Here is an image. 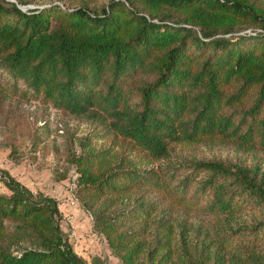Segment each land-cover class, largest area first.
<instances>
[{"label":"trees","instance_id":"16d2710c","mask_svg":"<svg viewBox=\"0 0 264 264\" xmlns=\"http://www.w3.org/2000/svg\"><path fill=\"white\" fill-rule=\"evenodd\" d=\"M66 1L0 0V101L93 123L73 184L117 264H264V171L153 166L203 140L264 155V0ZM0 179V264H105L74 250L57 200ZM168 206L212 221L178 229Z\"/></svg>","mask_w":264,"mask_h":264},{"label":"rangeland","instance_id":"374dc122","mask_svg":"<svg viewBox=\"0 0 264 264\" xmlns=\"http://www.w3.org/2000/svg\"><path fill=\"white\" fill-rule=\"evenodd\" d=\"M24 1L27 3L25 6L31 8L48 0ZM108 1L100 0L96 9L99 10ZM66 2L69 3L68 0ZM93 126V123L84 118L48 108L37 101H23L18 98L0 101V178L1 172H7L31 191L57 200L62 214L61 227L74 250L89 262L92 258H98L101 263L117 264L118 259L94 224L93 209L84 205L73 184L76 171L72 156L79 152V140L91 134ZM110 144L111 141L106 140L95 143V146ZM116 148L123 150L126 143L119 141ZM194 160L258 166L264 171L263 154L237 151L231 146L209 140L175 144L170 157L153 166ZM4 189L0 179V192ZM68 197H74L73 204L68 203ZM120 205H125V202ZM166 210L178 229L180 226H205L212 221L211 217L195 209L168 206ZM248 216L255 219L257 213ZM154 235L153 230L146 237L151 244Z\"/></svg>","mask_w":264,"mask_h":264},{"label":"built area","instance_id":"2783aa9c","mask_svg":"<svg viewBox=\"0 0 264 264\" xmlns=\"http://www.w3.org/2000/svg\"><path fill=\"white\" fill-rule=\"evenodd\" d=\"M76 177V176H75ZM75 177H74V180H75ZM74 198V197H73ZM72 197H68V203L69 204H73L74 203V199Z\"/></svg>","mask_w":264,"mask_h":264},{"label":"water","instance_id":"95a60500","mask_svg":"<svg viewBox=\"0 0 264 264\" xmlns=\"http://www.w3.org/2000/svg\"><path fill=\"white\" fill-rule=\"evenodd\" d=\"M11 1H15V0H11Z\"/></svg>","mask_w":264,"mask_h":264}]
</instances>
